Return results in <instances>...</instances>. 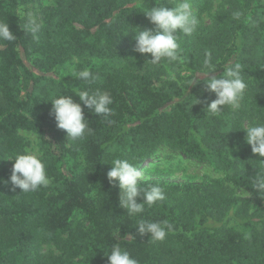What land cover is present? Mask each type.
<instances>
[{"label": "trees", "instance_id": "16d2710c", "mask_svg": "<svg viewBox=\"0 0 264 264\" xmlns=\"http://www.w3.org/2000/svg\"><path fill=\"white\" fill-rule=\"evenodd\" d=\"M39 0H0V21L14 33L0 41V157L21 153L18 129L36 132L42 141L48 177L59 183L22 192L0 177V264H108L114 244L138 264H264V191L253 188L264 175V158L245 141V126L264 123V10L260 0H222L225 9L204 24L212 0H192L201 18L191 36L179 34L181 61L147 62L135 51L137 29H154L144 11L170 8L175 0H51L38 5V38L24 30L19 10ZM241 13L236 17L235 13ZM206 54L217 69L205 77ZM89 56L98 66L77 65L70 76L54 71L74 57ZM241 65L247 84L240 108L205 109L216 99L203 81L223 74L229 62ZM83 68L98 76L89 85L78 80ZM194 80L199 83L189 84ZM79 90L109 92V124L84 108L93 129L82 140L67 141L50 115L53 96L78 99ZM31 116V119H30ZM80 162L73 179L65 177L66 146ZM165 146L185 159L225 172L223 180L174 183L141 179L147 189L160 185L165 199L138 215L120 206L118 181L107 172L114 158L138 169ZM7 182V183H6ZM224 182L245 188L250 197L233 196ZM143 193L137 203H143ZM140 219L168 220L173 231L160 242L141 235ZM53 244L59 255H43Z\"/></svg>", "mask_w": 264, "mask_h": 264}, {"label": "clouds", "instance_id": "9594fccd", "mask_svg": "<svg viewBox=\"0 0 264 264\" xmlns=\"http://www.w3.org/2000/svg\"><path fill=\"white\" fill-rule=\"evenodd\" d=\"M144 13L155 28L135 30V51L142 55H149L151 58L146 63L154 66L159 65L162 61H181L183 57L179 34L191 36L201 23V18L193 9L192 0H175L174 6L170 8L157 5ZM19 15L24 20V30L29 32L33 39H37V34L41 29L37 14L31 10L24 11L21 8ZM234 15L239 17L241 13L237 12ZM14 39L15 35L9 25L0 21V41ZM206 56L208 57L204 61L206 70L198 72L209 77L217 69L211 62L210 54H206ZM222 68L223 74L218 78L211 76L203 81L206 90L216 96V99L205 109L206 113L216 114L222 111L224 106H230L234 110L240 108V101L247 88L242 77L241 65L230 61ZM74 74L78 80L85 81L89 85L98 79V76L93 75L87 68L76 70ZM194 83L199 82L195 81L193 76L189 84ZM77 96L78 99H73L72 96L57 95L50 99L52 105L50 115L54 117L57 128L67 133V141L82 140L86 134H92L93 129L89 127V121L85 118L84 108L97 116H102L109 124L114 123L108 119L112 115L110 105L113 104L109 92L79 90ZM244 131L246 132L245 141L251 147L252 153L259 158H264V123L254 120L248 124ZM25 138L30 140L33 145L38 144V140L29 134H25ZM8 160L14 161L8 181L13 186V190L19 188L22 192L35 191L40 187H47L51 183L38 149L25 150ZM111 165L112 167L107 172V178L110 182L118 181L121 191L119 203L127 210L128 215H138L144 211L145 205L150 207L165 199L164 189L158 184L147 189L140 187L139 181L144 174L128 160L114 158ZM253 188L256 192L264 191V175L255 178ZM141 193H143L144 202L137 203V198ZM136 227L139 234H148L153 242L164 241L173 231V225L168 220L153 222L140 219L137 221ZM105 256L108 264H138V261L131 257L128 251L122 250L119 244H114Z\"/></svg>", "mask_w": 264, "mask_h": 264}, {"label": "rangeland", "instance_id": "374dc122", "mask_svg": "<svg viewBox=\"0 0 264 264\" xmlns=\"http://www.w3.org/2000/svg\"><path fill=\"white\" fill-rule=\"evenodd\" d=\"M51 0H39L34 3H30L27 6L22 7L24 11H33L37 14L38 5H50ZM260 5L264 10V0H260ZM193 9L195 5L193 4ZM225 9V4L222 0H212L211 8L202 15V22L204 24L211 23L213 18L221 11ZM39 21L40 16L37 14ZM78 61V63H77ZM100 61L93 59L89 56L83 55L81 57H74L67 62L62 68L54 71V79H61L70 76L75 70L77 65L86 67L98 66ZM234 110V109H232ZM245 126V130H246ZM18 134L23 137L24 144L21 148V153L25 150L38 149V153L41 159L45 163V153L42 147V141L39 135L31 130L18 129ZM25 134L31 135L38 140V144L33 143L25 138ZM67 153L65 154L62 167L65 171V177L67 179H73L76 171L79 169L80 162L78 156L73 152L68 145L66 146ZM9 157H0V177L10 178L14 161L8 160ZM140 170L143 172L142 179H159L162 181H169L174 183H201L202 181L209 179L223 180L225 172L219 168L211 166L209 164L198 163L192 160L185 159L180 153L171 150L165 146L159 147L150 158L141 166ZM51 183L48 185L51 193H57L59 183L53 178H50ZM226 189L236 197H250V193L243 187L234 185L231 182H224ZM41 253L43 255H59L60 253L55 249L53 244L48 243L41 247Z\"/></svg>", "mask_w": 264, "mask_h": 264}]
</instances>
